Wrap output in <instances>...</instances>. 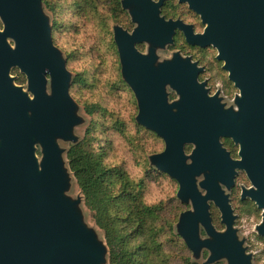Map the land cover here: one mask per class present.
Wrapping results in <instances>:
<instances>
[{"label":"water","instance_id":"95a60500","mask_svg":"<svg viewBox=\"0 0 264 264\" xmlns=\"http://www.w3.org/2000/svg\"><path fill=\"white\" fill-rule=\"evenodd\" d=\"M190 2L208 22L205 34L194 41L213 43L219 49L241 90V123L235 124L231 112H223L214 98L206 96L196 82L195 69L181 70L177 62L175 66L163 65L158 74L150 66L151 60L135 50V42L152 40L162 45L171 41L170 34L142 30L129 35L118 29L124 71L138 98L141 122L165 140V150L153 158L178 180L179 196L192 198L194 211L184 212L180 222L188 245L193 251L208 249L206 263L226 258L228 264H251L252 254L237 239L229 198L215 182L216 177L224 176L230 185L232 170L219 164L215 156L233 162L220 149L219 135L240 141L242 160L234 163L245 169L254 184L246 193L262 209L258 234L264 235V0ZM0 17L4 22L0 29V264H99L101 248L62 195L55 136L64 137L74 117L52 114L55 106L65 109L72 101L49 23L40 13L38 0H0ZM159 21L172 30L179 24ZM15 66L27 74L33 98L12 84L10 69ZM45 74L53 81L52 96L46 92ZM167 82L182 95L189 110L171 111L174 105L167 104L164 90ZM186 142L199 146L190 164L183 150ZM37 144L43 154L41 161L36 155ZM206 169L211 174L201 183L208 191L203 196L194 174ZM208 200L220 209L227 230L217 231L212 225ZM198 221L205 226L207 237L199 235Z\"/></svg>","mask_w":264,"mask_h":264},{"label":"trees","instance_id":"16d2710c","mask_svg":"<svg viewBox=\"0 0 264 264\" xmlns=\"http://www.w3.org/2000/svg\"><path fill=\"white\" fill-rule=\"evenodd\" d=\"M119 1L38 0L52 13L49 27L53 44L61 58L66 62L68 58L75 74L69 90L90 121L84 137L67 151L69 167L86 207L104 233L108 264H200L191 258L192 249L178 226L189 202H181L177 192L176 206L169 201L149 202L147 193L153 178L175 179L164 174L153 158L159 151H147L148 140L160 137L141 122L133 90L117 68L105 65L106 57H117L107 31L111 32L116 22ZM125 89L128 97H124ZM124 100L128 115L124 105L120 106ZM124 151L134 157L143 175L131 174L120 157ZM180 203L188 207L183 209ZM258 236L264 239V235Z\"/></svg>","mask_w":264,"mask_h":264},{"label":"flooded vegetation","instance_id":"af4514ba","mask_svg":"<svg viewBox=\"0 0 264 264\" xmlns=\"http://www.w3.org/2000/svg\"><path fill=\"white\" fill-rule=\"evenodd\" d=\"M118 5L120 7L116 17V22L112 24V31L108 32L106 30L107 33H111L113 42L112 45L116 49L117 57L116 60L110 57V62V58L106 57L105 65H113V68H117L118 70L116 71L121 75L122 80L125 78L126 82L129 84L127 75L124 71V65L117 40V30L121 29L129 35H133V33L136 31L139 33L142 30H144L147 34H157L160 36L170 34L171 41L162 45L152 40L135 42V50L141 56L146 57V60H151L150 66H152L158 74L163 72V65L167 64L169 66H175L177 62L179 63L181 70L190 71L191 69H195L196 82L197 84L202 85V89L205 91L206 96L209 98H214L216 105L221 106V110L223 112H231V114L234 115L235 124L241 123L242 118L240 116L238 104V98L241 96V90L237 86L236 81L231 78V71L226 68L227 62L224 58L220 57L219 49L214 46L213 43L206 44L194 41L197 36L205 34L206 28L208 27V22L204 21L202 12H199L195 7H193L190 0H120ZM160 19H162L163 22H178L179 24L174 26L172 30L160 22ZM0 29H4V22L3 27H0ZM9 40H11V38H9ZM13 43L11 44L14 46L15 42ZM59 58L63 62L67 72L68 92L72 102L67 104V106L65 105V109L62 107L61 110L59 107L55 106L52 110L54 117H59L60 114L66 115V113L68 114V112H73L74 109H78V106L75 103V98L71 95L69 90V88L72 86L71 84H73L72 81L75 77V74L68 66V58L67 62L65 58L63 59L60 56ZM143 63L147 64L145 61H143ZM107 66L103 65V68L107 70ZM19 73L23 74L21 75L23 83L26 82L29 89V79L27 74L17 66L10 69V76L13 78L12 84L13 82H16L17 86L18 84L21 85V83L18 81L20 78ZM45 77L46 92H48L50 89L53 91V81L51 76L49 74H45ZM118 86L119 85H116V87ZM164 90L167 104L174 105L171 108L172 112H178L180 108L189 110V106L182 101V95L171 85V83H165ZM133 93L139 108L138 98L134 91ZM29 94V96H31L30 98H33V94L30 89ZM235 128L238 129L239 127L235 126ZM150 130L159 136L161 142L163 143V149L158 153L164 151L166 148L165 140L156 131L152 129ZM219 143L220 149H223L225 152H227L229 158L233 162L231 164L227 163L223 158L224 156H220V154H216L215 157L217 162L222 164V166H230V170H232V182L230 185H228L227 177L224 176L216 177L215 182L220 185L223 192L229 198V203L232 207L233 214L235 215L233 226H241L239 223L245 216L262 217V209L259 208L250 195L246 193L247 191L254 188V184L249 178L247 172L244 168L239 167L237 163H234L242 160V156L240 154V141L235 140L233 136L219 135ZM198 148L199 146L194 142L184 143L183 150L186 155L187 164L193 162V152ZM163 172L164 174H168L165 171ZM209 174H211L209 169L202 171L200 174H194L195 185L203 196H205L208 191L201 186V183L206 181ZM172 178L175 179V182L178 186L177 195L179 196L180 184L176 178ZM183 200H187L189 202L187 211L193 212L194 209L192 198L188 196L186 199L182 198L180 201L182 202ZM207 203L209 206L211 223L214 228L217 231L227 230V225L222 221V213L220 209L214 204V201L212 200H208ZM180 222L181 218L178 222L179 228ZM197 226L199 235L202 237H207L208 233L205 229V226L200 221H198ZM240 228L241 227H239V229ZM261 239H263V237H261ZM199 251L200 250L195 252L197 253ZM192 252L193 250H191V253ZM254 258L255 257H253L252 260H254Z\"/></svg>","mask_w":264,"mask_h":264},{"label":"rangeland","instance_id":"374dc122","mask_svg":"<svg viewBox=\"0 0 264 264\" xmlns=\"http://www.w3.org/2000/svg\"><path fill=\"white\" fill-rule=\"evenodd\" d=\"M39 10L44 19L49 23L52 19V13L49 10H46L42 5L39 4ZM11 43L12 40H9ZM14 44V43H13ZM16 75V74H14ZM21 79V78H20ZM15 80V79H14ZM13 85L17 86L16 82H13ZM22 88L24 92L29 94V89L27 83L18 84ZM50 89V88H49ZM50 96H52V89L47 92ZM128 97V93L125 94L124 97ZM31 97V96H30ZM125 100L121 102L124 105ZM78 109H74L73 112H68L69 115L74 117V123L70 129L65 132V136H55V141L60 150V166L62 169L63 175V186H62V195L65 200L72 203V209L75 215L79 218L80 223L83 228L89 231L93 238L95 239L98 246L101 248V261L99 264H108V251L105 243L104 233L103 231L96 225L90 210L86 207L84 203V198L80 188L76 183L75 176L69 167V161L67 157L68 149L74 145L77 141L82 139L85 135V130L87 126L90 124L89 116L83 110L82 106L78 105ZM119 106V107H120ZM124 107L125 115H128L130 112L129 109ZM56 116V115H55ZM147 143V151H161L163 149V143L160 140H154L150 138ZM119 149H123L121 142L116 143ZM37 151L36 155L39 161L42 160V153L40 144L36 145ZM124 150V149H123ZM124 160H126V166L131 174L136 176L143 175V171L140 166L136 164L134 157L130 153H124L120 156ZM156 175V173H155ZM154 175V177H155ZM177 184L175 182H171L165 176H160L159 178H153L150 182V187L147 193L149 202H158V201H169L171 206L178 205L179 201L176 199L177 192ZM180 207L185 209L186 205L180 203ZM262 217H244L242 221L239 223L241 226L234 227L237 229V239L239 241H243V247L246 249V252L251 253L254 260H251V264H264V239H261L258 236V229L262 225ZM238 224V225H239ZM239 227H241L239 229ZM205 237V236H203ZM263 241V242H262ZM192 259L197 260L200 264H205L207 257L210 254V251L201 249L199 252L193 251L189 252ZM220 264H228L229 260L226 258H222L219 261Z\"/></svg>","mask_w":264,"mask_h":264}]
</instances>
